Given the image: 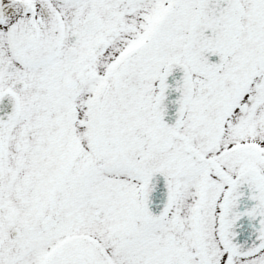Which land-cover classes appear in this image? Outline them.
Returning <instances> with one entry per match:
<instances>
[{
	"label": "snow or ice",
	"instance_id": "6c2138e0",
	"mask_svg": "<svg viewBox=\"0 0 264 264\" xmlns=\"http://www.w3.org/2000/svg\"><path fill=\"white\" fill-rule=\"evenodd\" d=\"M0 264H264V0H0Z\"/></svg>",
	"mask_w": 264,
	"mask_h": 264
}]
</instances>
